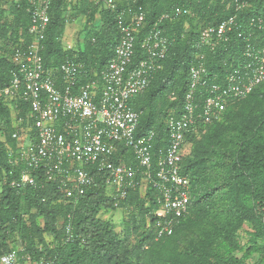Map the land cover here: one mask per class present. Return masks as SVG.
Listing matches in <instances>:
<instances>
[{"label":"trees","instance_id":"trees-1","mask_svg":"<svg viewBox=\"0 0 264 264\" xmlns=\"http://www.w3.org/2000/svg\"><path fill=\"white\" fill-rule=\"evenodd\" d=\"M232 1L116 0L118 8L114 11L99 9L91 0H73L72 10L67 11L68 0H53L50 7L51 21L43 41L44 62L46 65L61 64L67 57L74 58L85 65L79 83L99 79L101 70L114 57L119 37V17L127 6L136 11L143 10L146 14V24L137 35L135 59L143 56L141 41L151 24L164 13L175 17L162 22L170 40V50L163 61V69L156 73L144 93L131 100L132 106L142 112L139 131L156 128L159 133L156 144L161 145L164 117L170 112L162 107L168 102L166 95L179 70L184 76L183 85L179 88L178 97L169 104L177 112L182 108L189 70L199 52L207 54L208 76L213 77L215 74L220 79L225 77L228 70L243 62L244 43L237 31L230 35V41H222L212 50L200 38L202 28L218 24L232 14L239 15L243 30L249 28L248 22L252 17L264 16V0H246L248 5L238 11ZM30 6V0H0V41L14 46L20 43L22 37L30 39ZM66 11L71 19L78 14H85L90 21L96 20L98 16L101 18V25L84 35L85 44L77 51L66 50L62 44L68 22V15H64ZM123 19L127 20V15ZM253 33L252 40L264 44V28L254 29ZM171 53L172 59L168 62ZM14 68L11 57L0 54V88L10 83ZM263 84L258 85L248 96L257 92ZM245 98L230 101L219 119L209 123L198 122L187 131L186 141L199 131H206L205 140L197 143L193 153L188 146L183 158L182 172L190 178L191 200L188 212L179 219L173 234L159 237L155 225L147 224V216L155 205V192L150 190L142 197L144 201L141 202L139 213L141 221L134 220V226L129 225L126 238L115 231L111 222L101 219L99 211L107 207L129 208L131 203L142 200L139 190H130L127 199L115 205L109 195L105 175L95 167L91 169L95 185L76 205L68 202L54 184L44 183L40 172L33 171L41 182L38 186L12 185L13 180L22 179L26 163L21 161L18 142L12 137L16 117L10 106L0 100V112L6 116L1 118L0 123V264L2 255L13 249L18 252V263L29 257L32 263L37 264L42 259L54 260V264H144L142 256L145 251L157 248L160 242L168 238L174 240L190 222L207 215H215L211 216L214 220L227 212L235 215L237 220L247 219L255 223V230L248 232L250 238L247 247H243L235 238V231L242 222L237 221L229 228H222V223L210 220L207 222V233L201 235L194 246L180 253L176 252L179 249L176 245L173 252L167 253L168 256L161 255L158 264H247V260L260 251L259 243L264 240V133L260 132L255 139L248 135L242 125L238 124L235 130L229 129L228 125L233 120L232 105ZM19 107L17 118L22 117L27 121L29 107L24 102ZM26 121L23 125H26ZM123 155L128 161H135L131 151L119 145L114 157L118 160ZM225 164L227 172L224 174L221 170ZM223 193L230 201L224 200L219 205L217 203L223 199ZM147 201L151 206H146ZM23 206L26 214L21 211ZM69 214L72 216L74 239L68 242L64 225L69 221ZM39 216L44 218L43 224L38 223ZM46 232L53 236L54 246L46 243ZM237 249L243 251L241 257L235 255ZM261 259L260 264H264V258Z\"/></svg>","mask_w":264,"mask_h":264},{"label":"built area","instance_id":"built-area-1","mask_svg":"<svg viewBox=\"0 0 264 264\" xmlns=\"http://www.w3.org/2000/svg\"><path fill=\"white\" fill-rule=\"evenodd\" d=\"M52 1L30 0V39L22 37L12 46L13 77L0 88V100L16 117L12 137L18 142L21 161L26 163L22 179L13 180L12 185L38 186L41 182L33 171L40 172L44 183L54 184L76 205L95 185L91 170L95 167L105 175L107 187H114L110 196L115 205L126 200L130 190L145 188V195L154 191L155 205L147 216L148 224L155 225L159 237L173 234L191 200L190 178L182 172L188 148L186 133L198 122L219 119L230 101L245 98L264 83V44L252 40L253 30L264 28V16L252 17L247 30L242 29L237 13L202 28L201 42L211 50L222 41H230V35L237 31L244 43L243 62L220 79L215 74L208 76L207 54L199 52L189 70L182 108L166 114L162 144L157 145L156 128L139 131L142 112L131 100L144 93L163 69L170 40L162 22L175 17L164 13L151 24L141 41L143 56L135 59L137 35L146 24V14L127 6L119 17L114 57L101 70L99 79L79 83L85 68L81 61L67 57L61 64L44 62L43 41ZM91 1L99 9L118 8L116 0ZM232 3L236 11L248 5L246 0ZM65 49L77 51L78 46L70 41ZM22 102L29 107L27 121L17 118ZM119 145L131 151L134 162L124 155L115 159ZM146 206H151L149 201ZM68 217L64 229L69 242L74 239V230L71 214ZM17 263L16 249L1 257V264ZM39 264H54V260L42 259Z\"/></svg>","mask_w":264,"mask_h":264},{"label":"rangeland","instance_id":"rangeland-1","mask_svg":"<svg viewBox=\"0 0 264 264\" xmlns=\"http://www.w3.org/2000/svg\"><path fill=\"white\" fill-rule=\"evenodd\" d=\"M69 1V6L67 11L72 10L73 2ZM10 4L7 5L8 11L10 10ZM64 13V15H68V22L66 24V29L64 36L62 38L63 47L70 41H74L77 44L78 48H82L83 44H85V34L88 32H92L93 28H98L101 25V18L98 16L96 20L90 21L89 17L85 14H78L75 18L71 19L69 13ZM74 11V10H73ZM9 13V12H8ZM11 16L13 14L10 13ZM11 20V17H9ZM7 18V19H9ZM188 27V24H186ZM73 37V38H72ZM73 39V40H71ZM2 40V39H1ZM13 44H9L5 41H0V54L5 53L7 56H10L11 49ZM4 46V48H2ZM45 49V48H44ZM5 51V52H4ZM172 53L168 58V62L172 59ZM183 74L181 70H179V74L176 76L175 82L170 84L171 89L167 93L168 102L162 107L164 110L167 109L168 111H172L174 106L169 105L171 101H173L179 95V88L183 85ZM174 84V85H173ZM258 93L255 92L250 96L242 99L235 104L232 105V122L228 125L229 129L235 130L237 125H242L245 128L249 136L254 137L255 139L258 138L259 133H264V84L259 86L257 89ZM5 114L0 112V123L3 118H5ZM2 118V119H1ZM205 132L206 131H199L193 138L187 139V145L189 149L194 151L197 143L202 142L205 140ZM228 132V131H227ZM193 153V152H192ZM224 174L227 172V164H225L221 170ZM255 182V181H254ZM201 183V182H200ZM0 183V187H1ZM114 187L109 186L108 192L109 195L113 194ZM139 196L142 200H137L134 203H131L129 208L124 206L122 207H107L102 208L99 211V217L103 220L109 221L113 224L115 231L122 237L126 238V231L127 228L133 227L135 221L140 222V208L144 201L142 197H145V188L139 190ZM220 195V193H219ZM219 195L216 196V199L219 198ZM148 197V196H147ZM222 197V196H221ZM226 200L229 202L230 200L225 196L223 193V199H221L217 204L222 205L223 201ZM142 202V203H141ZM24 208V206H23ZM21 208V211L26 214V208ZM211 216L215 215H207L202 216L196 222H190L187 224L183 230L178 233V235L174 238V240L168 238L165 242H160L158 247L151 250L148 249L143 253V263L144 264H158L161 255L171 253L176 248V245L179 249L176 252H180L182 250H186L188 247L194 246V243L199 239V237L205 233H207V222L213 220ZM235 215L231 213H225L223 216L215 218L213 221L222 223V228H229L230 226L234 225L238 222H242L241 226L236 229L235 233L238 241L241 243L243 247H247L249 242V234L255 230V223L253 221H248L247 219L244 220H237L234 218ZM135 220V221H134ZM148 224V221H147ZM242 236V237H241ZM132 240V234L130 236ZM260 251L255 253L250 259L247 260V264H260L261 258H264V240H261L259 243ZM235 255L237 257H241L243 255V251L237 249L235 251ZM168 256V254H167Z\"/></svg>","mask_w":264,"mask_h":264},{"label":"crops","instance_id":"crops-1","mask_svg":"<svg viewBox=\"0 0 264 264\" xmlns=\"http://www.w3.org/2000/svg\"><path fill=\"white\" fill-rule=\"evenodd\" d=\"M72 38H73V37H72ZM71 40H73V39H71ZM32 212H35V210H32ZM37 221H38L39 224H43V222H44V218H43L42 216H39V217L37 218ZM44 235H45L46 243H47L48 245L51 244L52 246H54V239H53V236L51 235V233L46 232ZM39 247H42V245L39 246ZM32 262H33V261L31 260V258L27 257L26 260L19 261L18 264H32Z\"/></svg>","mask_w":264,"mask_h":264}]
</instances>
